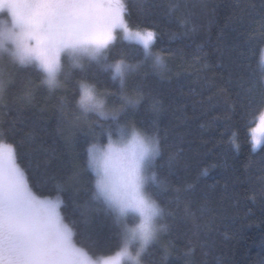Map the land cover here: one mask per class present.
<instances>
[{
  "label": "trees",
  "instance_id": "trees-1",
  "mask_svg": "<svg viewBox=\"0 0 264 264\" xmlns=\"http://www.w3.org/2000/svg\"><path fill=\"white\" fill-rule=\"evenodd\" d=\"M123 3L132 30L156 34L151 51L163 68L117 39L96 61L74 67L64 59L50 91L35 67L4 56L0 139L14 146L34 191L49 196L59 187L77 245L107 257L119 250L122 228L92 198L86 147L116 127L155 135L156 182L147 191L162 209V232L143 264H264V143L254 151L251 142L264 113V0ZM117 61L126 66L123 85L107 67ZM82 82L116 119L78 108Z\"/></svg>",
  "mask_w": 264,
  "mask_h": 264
},
{
  "label": "clouds",
  "instance_id": "clouds-1",
  "mask_svg": "<svg viewBox=\"0 0 264 264\" xmlns=\"http://www.w3.org/2000/svg\"><path fill=\"white\" fill-rule=\"evenodd\" d=\"M120 9L119 0H0V58L35 67L42 83L55 90L60 86L64 57L78 67L84 58L98 60L109 46L102 43L105 36L114 37L120 31L127 39ZM118 63L110 67L114 78H121ZM121 70L125 74L126 67L122 65ZM76 103L86 114L113 119L88 82L80 84ZM156 148L146 132L124 127L106 132L86 147L92 198L122 228L119 250L105 257L93 256L77 245L61 211L64 201L59 187L49 196L34 191L17 162L14 146L0 139V264H139V249L155 236L162 215L147 191L153 182L149 161Z\"/></svg>",
  "mask_w": 264,
  "mask_h": 264
},
{
  "label": "snow or ice",
  "instance_id": "snow-or-ice-1",
  "mask_svg": "<svg viewBox=\"0 0 264 264\" xmlns=\"http://www.w3.org/2000/svg\"><path fill=\"white\" fill-rule=\"evenodd\" d=\"M120 4H121V9H120V16H119V20L122 23L123 26V31L126 34L127 39L130 40H135L137 42H139L140 44H142L143 49L145 51L146 54H149V49L156 37V34L151 31V30H144V31H133L128 24L125 22L124 20V13L126 11V7L125 4L123 3V0H119ZM115 38L109 34L108 36H105L102 39V43L104 46H107L108 44H110ZM156 61L159 63L160 62V56L156 57ZM260 64L264 65V51L261 52V56H260ZM124 66V62L123 61H119V63L116 65L117 71L121 77V85H123V78H124V72L121 70V66ZM107 67H112V65H109ZM261 88L262 90H264V76H261ZM257 100L256 98H252L249 100L250 104L256 103ZM259 103L264 104V91L261 92V95L259 96ZM138 103V101H137ZM113 119H116V117H113ZM261 132L264 133V113L261 114L260 116V126L258 128L252 129L253 132V147H256L259 143L260 140L256 137L255 133L256 132ZM153 140L155 141L157 148H156V155L149 161V166H154V160L155 157L157 155L160 154V146H159V139L158 137H156L155 135L152 136ZM238 148V146H237ZM152 181L156 182V176L155 174H153L152 176ZM150 240V242L154 239V236H151L148 238ZM149 244V243H148Z\"/></svg>",
  "mask_w": 264,
  "mask_h": 264
},
{
  "label": "rangeland",
  "instance_id": "rangeland-1",
  "mask_svg": "<svg viewBox=\"0 0 264 264\" xmlns=\"http://www.w3.org/2000/svg\"><path fill=\"white\" fill-rule=\"evenodd\" d=\"M124 20H125V18H124ZM125 22H126V21H125ZM133 31H134V30H133ZM114 37H115L114 41L111 42L109 45L113 44L117 39H121V41L129 42V43H134V44H137V45L143 47L142 44H140L139 42H137V41H135V40H130V39H126V38H124L123 34H122L120 31H115V32H114ZM153 45H154V41H153V43H152V45H151V47H150V49H149V53H151L152 58H153V61H154L155 65H156V67L159 68V69H161V68H163V66H164L163 56H162L161 54H157V55H154V54H153V52L151 51ZM108 47H109V46H108ZM108 47H107V48H108ZM107 48H106L105 51L103 52V56L105 55V52H106ZM157 56H160V62H159V63L156 61V57H157ZM64 59H65V60H68V62L70 63V65L73 66L72 62H71L67 57H64L63 60H64ZM82 60H84V59H82ZM82 60L79 61V67H80V65L83 63ZM259 126H260V117L258 118L257 123H256V126H255L253 129L258 128ZM255 135H256V137L260 140V143H259L256 147H253V132L251 131V142H252V147H253V150H254V151H257V150L260 149V147H261V146L263 145V143H264V133H261V132L258 131V132L255 133ZM156 157H157V156H156ZM156 157H155V158H156ZM151 167H152V166H149V170L151 169ZM161 220H162V215L159 217V219H158V221H157V224H158V231L156 232V234H155V236H154V239H153L151 242H149V244H147L143 249H139V251H140V255H139V264H143V262H142V258H143V256H144V254L146 253L147 249L149 248V246H151L152 244H155V243H158V242H159V240H160V235H161V232H162ZM134 250H136V249L134 248Z\"/></svg>",
  "mask_w": 264,
  "mask_h": 264
}]
</instances>
